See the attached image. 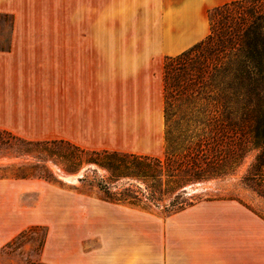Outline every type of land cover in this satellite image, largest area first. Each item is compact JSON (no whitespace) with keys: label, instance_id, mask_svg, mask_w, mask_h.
I'll list each match as a JSON object with an SVG mask.
<instances>
[{"label":"crops","instance_id":"0c3cea01","mask_svg":"<svg viewBox=\"0 0 264 264\" xmlns=\"http://www.w3.org/2000/svg\"><path fill=\"white\" fill-rule=\"evenodd\" d=\"M228 1L126 0L125 8L134 13L133 26L165 28L164 38L174 49L166 54L174 55L209 32L207 10ZM34 5L35 0H0V13L13 17L10 35L0 36V129L27 140L63 139L85 149L161 155L162 43L137 36L44 34V22L26 18ZM26 184L19 177L0 176V248L37 225L21 217L20 193ZM199 207L206 210L196 219L210 225L203 240L217 243V249L191 252L189 264H232L233 258L237 264H264V220L231 200L191 206ZM240 217L255 226L246 227ZM107 220L110 227L101 229L99 243L77 245L72 258L63 253V229L50 227L42 248L44 262L181 264L179 251L164 244L163 228L159 235L143 234L142 229L133 235L131 217L117 224L121 218ZM229 223L243 225L246 236L232 255L228 242L240 235ZM206 259L213 261L204 263Z\"/></svg>","mask_w":264,"mask_h":264},{"label":"trees","instance_id":"16d2710c","mask_svg":"<svg viewBox=\"0 0 264 264\" xmlns=\"http://www.w3.org/2000/svg\"><path fill=\"white\" fill-rule=\"evenodd\" d=\"M207 15L209 32L202 39L164 56L161 155L85 149L63 139L27 140L4 129L0 146L13 143L15 154L36 157L42 164L28 165L32 176L48 181L55 178L44 162L53 156L69 163L63 167L68 173L86 165L77 179L102 200L163 217L208 200L188 194L186 187L230 172L241 153V144L232 143L235 133L264 136V118L254 117L250 108L264 89V0H231L210 7ZM0 16L9 17L11 29L12 15ZM57 145L67 146L66 151L51 149ZM39 229L41 235H33ZM46 235V226L31 225L0 249L19 247L24 238L38 239L42 249Z\"/></svg>","mask_w":264,"mask_h":264},{"label":"rangeland","instance_id":"374dc122","mask_svg":"<svg viewBox=\"0 0 264 264\" xmlns=\"http://www.w3.org/2000/svg\"><path fill=\"white\" fill-rule=\"evenodd\" d=\"M125 2L126 0H35L34 8L25 15L31 20L44 22V34L137 36L162 43L165 55L166 51L174 50L168 47L164 38L165 28L133 26L137 21L133 18V11L125 8ZM152 31L157 35L152 37ZM9 32V17L0 16V35L7 37ZM250 108L254 117L264 118V89L258 91ZM234 137H237V141L232 143L241 144V153L230 172L222 177L188 186L186 191L188 194L199 193L208 198L195 204L209 200H231L264 220V136L255 137L252 133L241 130ZM10 145L0 146V176L14 177L17 172L19 178L26 180L28 188L20 193L22 220L44 225L47 230L50 227L63 229V253L67 251L68 258L73 257L79 244L87 248L97 245L100 232H103L101 229L110 227L107 220L109 217L121 218L116 220V224L123 223L124 219L128 221V217H131L133 235L140 234L139 229L143 230V234L159 235L160 228H163L164 244L179 251L181 264H189L193 260L190 256L193 251L217 249V243L203 240L210 225L203 219H196L202 218L200 214L206 210L204 207L193 209L189 206L178 214L163 217L156 212L107 202L98 196L95 189H89L78 181L77 178L84 174L86 165L77 172L68 173L63 167L69 163L62 157L53 156L44 164L55 180H44L32 176L34 169L28 166L30 163L42 162L32 155L15 154V144ZM66 148L65 145L51 147L55 151H66ZM102 173L103 171L97 170V174ZM22 174L25 176L22 177ZM86 174L89 178L93 176L90 171ZM136 213H143L145 219H140ZM239 219L243 223L245 221V226L249 224L246 227L255 226L247 217ZM227 226L239 228L236 232L240 237L237 240L233 237L234 241H229L227 245V252L232 255L236 247L245 244L246 236L243 234V225L229 223ZM93 232L97 234L93 235ZM41 233L42 230L39 229L33 235L40 236ZM43 258L38 239L31 241L24 238L19 247L0 249V264H36L43 263ZM212 261L206 259L204 263ZM230 263L239 262L235 263L233 258Z\"/></svg>","mask_w":264,"mask_h":264}]
</instances>
